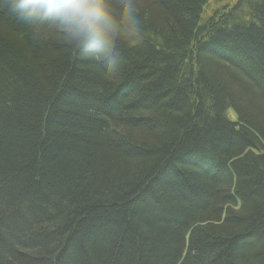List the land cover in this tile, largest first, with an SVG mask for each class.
<instances>
[{"label":"trees","instance_id":"trees-1","mask_svg":"<svg viewBox=\"0 0 264 264\" xmlns=\"http://www.w3.org/2000/svg\"><path fill=\"white\" fill-rule=\"evenodd\" d=\"M135 2L118 78L0 14V264H264V0Z\"/></svg>","mask_w":264,"mask_h":264},{"label":"clouds","instance_id":"clouds-1","mask_svg":"<svg viewBox=\"0 0 264 264\" xmlns=\"http://www.w3.org/2000/svg\"><path fill=\"white\" fill-rule=\"evenodd\" d=\"M0 14L30 26L37 35L61 34L79 51L104 61L113 78L120 76L113 63L117 41L141 32L135 0H0Z\"/></svg>","mask_w":264,"mask_h":264},{"label":"rangeland","instance_id":"rangeland-1","mask_svg":"<svg viewBox=\"0 0 264 264\" xmlns=\"http://www.w3.org/2000/svg\"><path fill=\"white\" fill-rule=\"evenodd\" d=\"M229 117L231 118V119H236V114H235V112L233 111V110H230V112H229Z\"/></svg>","mask_w":264,"mask_h":264}]
</instances>
